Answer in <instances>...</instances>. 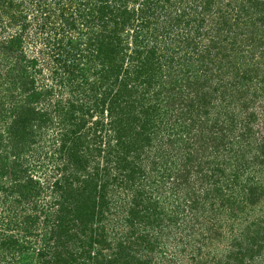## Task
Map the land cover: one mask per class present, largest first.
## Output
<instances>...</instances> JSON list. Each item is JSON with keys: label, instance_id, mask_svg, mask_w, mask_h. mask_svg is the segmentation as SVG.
Here are the masks:
<instances>
[{"label": "trees", "instance_id": "obj_1", "mask_svg": "<svg viewBox=\"0 0 264 264\" xmlns=\"http://www.w3.org/2000/svg\"><path fill=\"white\" fill-rule=\"evenodd\" d=\"M226 1L234 19L212 0H0V264H135L177 225L140 186L171 181L192 212L217 153L241 161L249 127L225 147L231 100L208 118L213 70L194 67L230 20L264 30L263 1Z\"/></svg>", "mask_w": 264, "mask_h": 264}, {"label": "rangeland", "instance_id": "obj_2", "mask_svg": "<svg viewBox=\"0 0 264 264\" xmlns=\"http://www.w3.org/2000/svg\"><path fill=\"white\" fill-rule=\"evenodd\" d=\"M260 1L264 4V0ZM226 2L212 0L213 10H221L219 16L226 15L227 18L234 19L237 16L233 11L234 6L226 7ZM217 21L216 17L214 22ZM232 21L226 23L227 33L219 39L220 47H216L220 54H216L217 50L213 49L212 54L206 56L208 59H204L205 63H194V67L196 70L199 67L197 73H202L208 65L213 70L204 90H200L208 101L205 102V107L209 109L208 118L215 119L217 113L225 108L226 100H231L229 107L225 109L229 119L222 112L218 121V125L223 127L222 135L226 134L225 147L227 148V140L232 136L231 127L236 132L249 127L251 135L237 149L243 157L239 163H233L229 162L231 158L224 149L222 150L225 152L217 153L214 164L220 171L213 179L216 183L205 185L202 192L193 197L196 205L192 207V212L184 208L185 195L174 191L171 181L164 182L156 191L154 186H140L142 193L147 196L152 194L155 200H163L159 201L161 209L158 211L163 210L166 219L177 225H169L160 246L153 248L144 243L132 248L136 262L264 264V30L252 35L244 29V19L240 18L229 26ZM229 27L232 29L230 32ZM208 32L211 33L209 29ZM197 40L202 48L208 43L206 38L200 37ZM212 41L217 42V37ZM32 50L31 48L29 53ZM233 82L237 83L235 90ZM227 88L230 93L224 102H220L217 96ZM212 90L217 91L214 95H209ZM157 91L159 90H151V93ZM167 91L171 90H164L163 97ZM231 93L239 100L236 107ZM54 97H59V92L56 91ZM232 117L233 125L230 119ZM45 170L49 172L51 167H46ZM5 212L0 203V217ZM167 220L164 222H169Z\"/></svg>", "mask_w": 264, "mask_h": 264}]
</instances>
